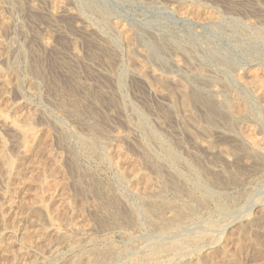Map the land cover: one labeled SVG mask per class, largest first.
I'll return each instance as SVG.
<instances>
[{"label": "rangeland", "instance_id": "374dc122", "mask_svg": "<svg viewBox=\"0 0 264 264\" xmlns=\"http://www.w3.org/2000/svg\"><path fill=\"white\" fill-rule=\"evenodd\" d=\"M196 6L200 9L199 13L194 9ZM55 10L64 16H54ZM0 22V78L4 76L9 81L6 87L3 86V92L0 83V137L23 167H29L28 163L33 159L31 155L41 151L39 156L43 157L46 165L44 173L47 177L43 174L44 177L51 180L58 172L67 181V189L63 193L43 195L42 204L49 208V213L44 217L34 216L35 221L28 217L27 211L31 207L26 206L32 203L29 191L24 189V178L33 176L34 172L18 177L14 182L16 189L5 193L0 186V244L5 243L4 247L1 245L0 264H66L74 261L75 257V260L87 255L92 257L91 254L96 251H102V263L128 264L130 259L159 243L179 240L193 233L204 236L202 246L197 248L201 262L264 264V245L260 248L261 252L252 244L260 239L264 241V163L248 156L247 145L241 139V133L247 131L246 135L249 134L254 119L247 120L242 128L237 125L214 128L212 109L210 112L197 106L195 111L202 120L199 121L201 125L208 122L211 130L214 128L226 134L222 142L213 143V148L223 149L231 159L239 158L236 161L230 159L232 164L229 165L222 157L206 156L187 141L181 127L183 123L178 118V114H181L179 107L165 117L158 110V102L132 83V77L129 78L133 75L131 71L140 67L129 55L121 36V30L132 32L138 38L134 37V48L145 52L141 60L147 63L148 69L151 68L149 71H156L168 78H182V71L174 69L173 61L178 53L175 52L176 48L177 51L188 52L186 54L194 60L198 58L199 62L207 64L205 66L208 74L212 75L213 83L188 80L191 83L189 86L197 95L202 94L203 99L210 98L211 90L215 87L219 90L222 87L226 91H221L233 92L249 102V95L242 91L236 76L242 70L264 69V0H0ZM89 32L93 33L90 35ZM161 67L165 72L161 71ZM203 93H206L205 96ZM261 117L264 118V113ZM29 120L33 135L27 140L26 147L19 149L16 147V133ZM256 135V138L262 139L261 135ZM45 139L47 150L42 149ZM104 145L105 149L115 146L122 149L127 159L125 168L139 164L137 168L143 175L152 178L158 194L166 202L171 201V209L159 204L154 208L144 207L133 188L119 181L112 166L105 161ZM142 146H146L147 151ZM51 157L61 161L57 168L52 167ZM243 159H249L250 167L254 164L255 170L253 167L245 168ZM156 162L161 164L156 165ZM232 165L237 167L233 168ZM170 170L180 174L182 180L186 178L182 181V189L176 194L170 189L172 183L167 175ZM239 175L244 176L241 179ZM181 190L185 192L181 193ZM187 191H191L193 198L185 195ZM206 192H209L207 197ZM198 195L200 201L197 200ZM202 199L207 201L204 203ZM197 201L203 202V207ZM69 205L82 211L78 226L69 225L65 217V208ZM146 208L154 210L156 213H149L157 214V217L149 213L145 216ZM34 209L37 212L39 208L34 206ZM106 209L111 210L112 214ZM166 210H172V213ZM159 212L162 213L161 217ZM167 212H181V221L185 219V223L180 221L183 223L181 226L180 222L178 225L165 223ZM43 228L50 232L56 230L66 237L68 235L69 242L56 244L57 247L54 245L55 249L52 247L51 252L48 243L53 239L50 236L46 238V243L37 239V234ZM238 231L246 240L243 251H239L235 244ZM26 234L34 236L31 243L24 242L23 236ZM229 234H234V238ZM111 250L112 258H108L106 251ZM194 257L183 255L178 262H174L190 264L192 261L189 260H194L195 263L197 256Z\"/></svg>", "mask_w": 264, "mask_h": 264}, {"label": "bare ground", "instance_id": "6f19581e", "mask_svg": "<svg viewBox=\"0 0 264 264\" xmlns=\"http://www.w3.org/2000/svg\"><path fill=\"white\" fill-rule=\"evenodd\" d=\"M60 2V1H59ZM63 2V1H62ZM66 2V1H65ZM70 3V2H69ZM61 4V3H60ZM63 4V3H62ZM68 5V4H67ZM20 6V5H18ZM63 6V5H62ZM61 6V9H64L62 8ZM60 7V6H59ZM58 7V9H59ZM64 7V6H63ZM60 9V11H61ZM196 10V13H199L200 12V9L199 7H195L194 8ZM25 10V9H24ZM65 10V9H64ZM63 10V11H64ZM60 11H54L53 14L54 16H57V15H63ZM68 10H66V13H67ZM27 12V11H26ZM242 12V11H241ZM61 13V14H59ZM250 13V12H249ZM66 15V14H65ZM69 15V14H67ZM62 16V17H63ZM70 16V15H69ZM261 16V15H260ZM39 17V15H38ZM66 17V16H65ZM36 19V18H35ZM59 21V20H58ZM60 22V21H59ZM68 23V22H67ZM248 23V22H247ZM250 23V22H249ZM2 23L0 22V25ZM4 24V23H3ZM77 25V24H76ZM5 26V25H4ZM83 26V25H82ZM3 27V25H2ZM66 27V26H65ZM73 27V26H72ZM71 27V28H72ZM1 28V27H0ZM6 28V27H5ZM70 28V27H69ZM77 28V27H76ZM4 29V28H3ZM19 29V28H18ZM67 29V28H66ZM78 29V28H77ZM85 29V28H84ZM135 29V28H134ZM1 30V29H0ZM12 30V29H11ZM90 30V29H89ZM131 30V29H130ZM148 32V31H147ZM7 33V32H6ZM90 33V32H89ZM93 32L90 33V35L92 34ZM97 33V32H96ZM221 33V32H219ZM140 34V33H139ZM150 34V33H149ZM261 34V33H260ZM96 35V34H95ZM231 35V34H230ZM55 36V35H54ZM86 36L88 37V35L86 34ZM97 36V35H96ZM99 36V35H98ZM121 36H122V39L124 40V42L126 43V47L128 49V52H129V55L131 56V58L133 59V61L135 60L140 69H137L134 71H131L133 72V75L130 76L129 78H131L132 80V83L134 85H137L139 86L140 88L144 89V91H146L145 93H148L149 95H151L157 102H158V110L160 113H162V115H164L166 117V115H169V113H173L175 112L176 108L179 107L180 111H181V114L179 115L178 114V118L181 120V122L183 123V126L182 127V131L184 132V134L186 135V138H187V141L191 143L192 146H194L195 148L201 150L204 154H206V156H213V157H222L225 159L226 163L231 165L232 164V161H236L239 157H235L234 159H231L229 158L230 156L227 154L226 151H224L223 149H219V150H215L213 148V143H216L217 142H222L224 140V138L226 137V134L222 133V132H219L218 130H214V128H216V126H223V127H233V125H237V127H241L245 125V122L247 120H249L250 118L254 119L252 122L254 123L253 126H251V128H249V134L246 135V132L245 134L241 133V139L243 142H245V144L247 145V148L249 150L248 152V156L250 157H253V159H257V160H261V162L264 163V124H262V122L264 121V118H262V114L264 113V69L262 67V69H258L255 68V69H247V70H242L237 76H236V82L240 85L242 91L249 95L248 97L250 98L249 102L245 101V100H242L237 94L235 93H227V92H224L226 90H224L222 87L221 89L224 90V91H221V89L219 90L217 87H215L214 89H210L212 91V98L210 99L209 97L207 98H202L201 96H203L202 94L201 95H197L195 93V91L189 86V84L191 83H188V80H203L204 82H210L211 84V81L213 83V79H212V75L210 76L208 73H209V70L207 69V64H203L201 62H199V59L196 58L194 60L193 57H191L190 55H187L185 51H177V48H176V53H177V59H175L173 61L175 68H177L178 70L182 71V78L180 79H174V78H168L166 76H164L163 74H160L156 71H149V69L151 68H147L148 66L146 62H143V59L144 58V54L145 52L143 50V52H140L139 50H137V48H134V40L135 37L134 34L132 32H130L129 30H121ZM137 36V35H136ZM4 37V36H3ZM35 37V36H34ZM56 37V36H55ZM59 37V35H58ZM86 37V39H88ZM91 37V36H90ZM116 37V36H115ZM135 37V38H134ZM143 37V36H142ZM157 37V36H156ZM140 38V37H139ZM151 38V37H150ZM91 39V38H90ZM94 39V38H93ZM103 39V38H102ZM138 39V38H137ZM157 39V38H156ZM224 39V38H223ZM14 40V39H13ZM89 40V39H88ZM87 40V41H88ZM95 40H96V37H95ZM99 40V39H98ZM105 40V39H104ZM121 40V39H120ZM181 40V39H180ZM85 41V40H84ZM102 41V40H101ZM146 41V40H145ZM151 41V40H150ZM156 41V40H154ZM163 41V40H162ZM161 41V42H162ZM187 41V40H186ZM189 41V40H188ZM28 42V41H27ZM100 42V41H99ZM104 42V41H103ZM1 43V42H0ZM3 43V42H2ZM136 43V42H135ZM154 43V42H153ZM163 43V42H162ZM244 43V42H243ZM40 44V43H39ZM81 44V43H80ZM99 44V43H98ZM165 44V43H164ZM27 45V44H26ZM101 45V44H100ZM147 45V44H146ZM121 46V45H120ZM160 46V45H159ZM177 46V45H176ZM53 47V46H52ZM103 47V46H102ZM142 47V46H141ZM179 47V46H178ZM204 47V46H203ZM1 48V46H0ZM36 48V47H35ZM46 48V46H45ZM49 48V47H48ZM66 48V47H65ZM180 48V47H179ZM199 48V47H198ZM246 48V47H245ZM2 49V48H1ZM0 49V50H1ZM32 49V48H31ZM47 49V48H46ZM68 49V48H67ZM104 49V48H103ZM155 49V48H154ZM211 49V48H210ZM100 51V50H99ZM26 52V51H25ZM70 52V51H69ZM76 52V51H75ZM164 52V51H163ZM173 52V51H172ZM193 52V51H192ZM2 53V52H1ZM0 53V54H1ZM166 53V52H165ZM57 54V53H56ZM158 54V53H157ZM172 54V53H171ZM202 54V53H201ZM39 55V54H38ZM75 55V54H74ZM89 55V54H88ZM170 55V54H169ZM51 56V55H50ZM99 56V55H98ZM1 57V56H0ZM58 57V56H57ZM84 57V56H83ZM201 57V56H200ZM65 58V57H64ZM69 58V57H68ZM130 58V59H131ZM148 58V57H147ZM11 60V59H10ZM42 60V59H41ZM151 60V59H150ZM207 60V58H206ZM73 61V60H72ZM147 61V60H146ZM169 61V60H168ZM208 61V60H207ZM8 62V61H7ZM212 62V61H211ZM14 63V62H13ZM38 63V62H37ZM149 63V61H148ZM164 63V62H163ZM209 63V61H208ZM218 63V62H217ZM170 64V63H169ZM49 65V64H48ZM51 65V64H50ZM161 65V64H160ZM159 65V66H160ZM210 65V64H209ZM212 65V64H211ZM225 65V63H224ZM260 65V64H259ZM226 66V65H225ZM6 67V66H5ZM138 67V66H137ZM71 68V67H70ZM129 68V67H128ZM163 69V67H161ZM231 68V67H230ZM148 69V70H147ZM157 69V68H156ZM172 69V68H171ZM62 70V69H61ZM169 70V69H168ZM221 70V69H220ZM234 70V69H233ZM28 71V70H27ZM42 71V70H41ZM67 71V70H66ZM86 71V70H85ZM120 71V70H119ZM160 71V70H159ZM161 71H164L161 70ZM171 71V70H170ZM236 71V70H235ZM165 72V71H164ZM172 72V71H171ZM175 72V71H174ZM213 72V71H212ZM41 73V72H40ZM85 73V72H84ZM179 73V72H178ZM211 73V72H210ZM120 74V73H119ZM165 74V73H164ZM212 74H215V72H213ZM90 75V74H89ZM51 76V75H50ZM4 77V76H3ZM1 77V78H3ZM215 77V75H214ZM213 77V78H214ZM231 77V76H230ZM0 78V79H1ZM5 78V77H4ZM1 80V87H2V92H3V86H7L8 85V82L5 78V80ZM96 78V77H95ZM121 78V77H120ZM224 78V77H223ZM126 80V79H125ZM216 80V79H215ZM4 81V83H3ZM201 81V82H203ZM217 81V80H216ZM120 83V82H119ZM195 83H200V82H195ZM217 83V82H216ZM132 84V85H133ZM208 84V85H210ZM218 84V83H217ZM220 84V83H219ZM104 85V84H103ZM194 85V84H193ZM198 85H202V84H198ZM228 85V84H227ZM38 86V85H37ZM130 86V85H129ZM207 86V85H206ZM230 86V84H229ZM120 87V86H119ZM128 87V86H127ZM135 87V86H134ZM195 87V85H194ZM205 87V86H204ZM210 87V86H209ZM197 89V88H196ZM202 89V88H201ZM1 90V89H0ZM40 90V89H39ZM97 90V89H96ZM99 91V90H98ZM233 91V90H232ZM61 92V91H60ZM70 92V91H69ZM120 92V91H119ZM201 93V91H199ZM209 92V91H207ZM17 93V92H16ZM58 93V91H57ZM18 94V93H17ZM204 94V93H203ZM206 94V93H205ZM204 94V96H205ZM59 95V94H58ZM98 96V95H97ZM101 96V95H100ZM121 96V95H120ZM207 96V95H206ZM208 96H210V94H208ZM68 97V96H67ZM135 98V97H134ZM139 98V97H138ZM141 99V98H140ZM75 101V100H74ZM149 101V100H148ZM161 101V102H160ZM151 103V102H150ZM256 104V106H254V104ZM16 105V104H15ZM151 105V104H150ZM199 106L201 109L202 107L206 108V109H212V113L213 115L215 116V126H213L214 128L211 130L210 128V123L207 122V126L205 123V125H201L199 123V121H202V120H199V115L196 113L195 111V108ZM3 107V106H2ZM111 107V106H110ZM117 107V106H116ZM139 107V106H138ZM156 107V106H155ZM57 109V108H56ZM132 109V108H131ZM157 109V108H156ZM205 109V110H206ZM74 110V109H73ZM141 110V109H140ZM94 111V110H93ZM203 111V110H202ZM199 112V111H198ZM211 112V110H210ZM1 113V112H0ZM147 113V112H146ZM201 113V112H199ZM205 113V112H204ZM151 114V113H150ZM161 115V114H160ZM204 115V114H203ZM207 116V114H205ZM211 115V113H210ZM83 116V115H82ZM134 116V115H133ZM163 116V117H164ZM68 117V116H67ZM154 118V117H153ZM213 118V119H214ZM29 119V118H28ZM41 119V118H40ZM5 120V119H4ZM19 121V120H18ZM210 121V120H209ZM21 122V121H20ZM25 122V121H24ZM23 122V123H24ZM149 122V121H148ZM214 122V120L212 121ZM251 122V121H250ZM21 123V125L23 124ZM76 123V122H75ZM36 124V123H35ZM167 124V123H166ZM175 124V123H174ZM178 124H179V121H178ZM76 125V124H75ZM123 125V124H121ZM180 125V124H179ZM108 126V125H107ZM176 126V125H175ZM220 126V128H221ZM169 127V126H168ZM236 127V126H235ZM1 128V127H0ZM2 128H4L2 126ZM11 129V128H10ZM92 129V128H91ZM101 129V127H100ZM113 129V128H112ZM1 130V129H0ZM238 130V129H237ZM236 130V131H237ZM3 132V131H1ZM149 133V132H148ZM45 134V133H44ZM65 134V133H64ZM63 134V135H64ZM99 134V133H98ZM151 134V133H149ZM179 134V133H178ZM238 134V132H237ZM255 134L257 135H261L262 136V139L260 138H256L255 137ZM17 137V142H16V147L20 149V147L22 148H25L26 147V143H27V140L29 139V137H31L33 135V129H32V126H31V121H27L24 125L20 126L19 127V133L17 132L16 133ZM240 135V134H239ZM256 135V136H257ZM15 136V135H13ZM129 136V135H128ZM150 136V135H149ZM148 136V137H149ZM154 136V135H153ZM91 137V136H90ZM135 137V136H134ZM151 137V136H150ZM259 137V136H258ZM12 138V137H11ZM43 138V137H42ZM95 138V137H94ZM152 138V137H151ZM10 139V138H8ZM157 139V138H156ZM228 139H230L228 137ZM13 140V139H12ZM46 140V139H45ZM158 140V139H157ZM227 140V139H226ZM231 140V139H230ZM36 141V140H35ZM41 141V140H39ZM44 141V138L43 140ZM41 141V142H42ZM97 141V140H96ZM234 141V140H233ZM0 142H1V145H0V186H2V188L5 190V193L8 192L9 190H12L13 188L16 189L15 185H14V182L17 180L18 177L22 176H26V173L29 172V174L33 171V176L31 177H28V178H24V189L27 188V190L25 189V191H29V195L31 197V201L30 203L32 204L26 206V207H31L28 209V217L32 218L31 220L35 221L34 220V216H37L39 217L40 215L44 217V215H48L49 213V208H46V206H44L42 203H43V195L45 193H48V194H53L55 192L58 193H63L65 191L66 188V183L67 181L65 182L63 177L58 173V176H57V173H54V176L51 177V180L49 179H46L44 177L43 174L44 171H45V163L43 161V157L42 156H39L41 155L40 152H36L35 153H31L33 156V159L30 160V162L28 163L29 167H23L18 160H16V158L14 157V152L12 151V149L8 148L9 145H7L5 143V140L2 138V136L0 137ZM138 142V141H137ZM136 142V143H137ZM238 142V141H237ZM123 143V142H122ZM126 143V142H125ZM42 144V143H41ZM40 144V146H41ZM112 144V143H111ZM140 144V143H139ZM220 144V143H219ZM222 144V143H221ZM107 145V144H106ZM37 146V144H36ZM109 146V145H108ZM106 146V147H108ZM239 146V144H238ZM241 146V145H240ZM239 146V147H240ZM47 140L46 142H44L43 144V147L42 149L43 150H47ZM143 149L145 150L146 146H142ZM235 147V146H234ZM110 147L106 148L105 149V145H104V148H103V156H104V159L105 161L108 163V165L110 164L115 172V176L118 178L119 181H121L122 183L124 182V184H128L130 185V187L133 188V191L134 193L136 194L137 198L140 200V202H142V204L144 205V207L146 206L147 208H154V206L156 205H165L166 207H170L171 206V201L167 200L166 202V199H164L161 195L158 194V190L156 189L154 183L152 182V178L148 175H143L140 171H139V167L137 168L138 165L136 164H131L130 165V168H125L124 165L126 163V158H125V155H124V152L122 151V149L119 148V146H115L113 149H109ZM181 148V147H180ZM242 148V147H240ZM18 149V150H19ZM39 149V147H38ZM38 149H36L38 151ZM147 151V149H146ZM241 151V150H240ZM45 154L46 151H44ZM138 153V152H137ZM172 153V152H170ZM169 153V154H170ZM43 154V153H42ZM76 154V153H75ZM169 154L167 156H169ZM24 155V154H23ZM60 155V154H59ZM246 155V153H245ZM244 155V157H245ZM69 156V155H68ZM171 156V155H170ZM176 156V155H175ZM192 156V155H191ZM166 157V156H165ZM173 157H174V154H173ZM250 157V158H251ZM69 158V157H68ZM167 158V157H166ZM172 158V156L170 157ZM237 158V159H236ZM70 159V158H69ZM148 159V158H147ZM182 159V158H181ZM232 161H231V160ZM242 159V157H241ZM241 159H239V161H241ZM246 159V158H244ZM243 159V160H244ZM252 159V160H253ZM49 160V159H48ZM50 160H53L51 163H53L52 167L54 166V168H57L59 165H60V160H54L51 159ZM49 160V161H50ZM66 160V159H65ZM167 160V159H166ZM171 160V159H170ZM169 160V162H170ZM175 160V159H173ZM249 160V159H248ZM245 161L243 162V166L246 168V167H250V164L249 162ZM172 161V160H171ZM188 161V160H187ZM255 161V160H254ZM179 162V161H178ZM253 162V161H252ZM172 163V162H171ZM175 163V162H174ZM145 164V163H144ZM161 164L160 162H156V165H159ZM170 164V163H169ZM181 164V163H180ZM209 165V164H208ZM212 165V164H211ZM252 165V164H251ZM254 165V164H253ZM253 165L250 167L252 168ZM263 165V164H262ZM261 165V166H262ZM169 166V165H168ZM167 166V167H168ZM174 166V164H173ZM141 167V166H140ZM171 167V166H169ZM231 167V166H230ZM233 167V165H232ZM235 167V166H234ZM233 167V168H234ZM237 167V166H236ZM235 167V168H236ZM239 167V166H238ZM157 168L159 169V166H157ZM164 168V167H163ZM174 168V167H173ZM48 169V168H47ZM53 169V168H52ZM171 169V168H170ZM232 169V168H231ZM231 169H228L231 171ZM238 169V168H237ZM254 169V167H253ZM264 169V168H262ZM261 169V170H262ZM29 170V171H28ZM50 170V168H49ZM55 170V169H54ZM60 170V169H59ZM255 170V169H254ZM53 171V170H52ZM61 171V170H60ZM142 171V170H141ZM174 171V170H173ZM46 172V171H45ZM50 172V171H49ZM48 172L47 170V173L48 175H50V173ZM84 172V171H83ZM234 172V171H232ZM236 172V171H235ZM234 172V173H235ZM238 172H242V171H238ZM61 173V172H60ZM85 173V172H84ZM166 173V172H165ZM168 174V179L171 181L172 183V186L170 189H172L175 194L177 192H179V189L183 186H181L182 184V181H184L186 178L184 176V180H182V177L180 176V174L176 173L175 172H172L170 170V172H167ZM208 173V172H207ZM231 173V172H230ZM233 173V174H234ZM240 174V173H238ZM237 174V175H238ZM246 174V173H245ZM32 175V174H31ZM46 175V174H45ZM53 175V174H52ZM64 175V174H62ZM155 175V174H154ZM166 175V176H167ZM237 175H233L234 177H236ZM51 176V175H50ZM49 176V177H50ZM85 176V175H84ZM242 175H239V177L241 178ZM244 176V175H243ZM242 176V177H243ZM22 177V178H23ZM47 177V175H46ZM238 177V176H237ZM20 178V179H22ZM163 178V177H162ZM19 179V180H20ZM102 179V178H101ZM155 179V178H154ZM210 179V177H209ZM242 179V178H241ZM240 179V180H241ZM247 179V178H246ZM66 180V179H65ZM73 180V179H72ZM77 180V179H76ZM92 180V179H91ZM105 180V179H104ZM211 180V179H210ZM22 181V180H21ZM222 181V180H221ZM238 181V180H237ZM259 181V180H258ZM168 182V181H167ZM83 183V182H82ZM190 183V182H189ZM222 183V182H221ZM88 184V183H87ZM96 184V183H95ZM224 184V182H223ZM169 186V184H167ZM171 185V184H170ZM263 185V184H262ZM23 186V184H22ZM99 186V185H98ZM201 186V185H200ZM86 186L84 185V188ZM193 187V186H192ZM1 188V187H0ZM89 188V187H87ZM98 188V187H97ZM199 188V187H197ZM196 188V189H197ZM201 188V187H200ZM78 189V188H77ZM92 189V187H91ZM94 189V188H93ZM182 189V188H181ZM188 189V188H187ZM185 188V190H187ZM208 189V188H207ZM3 190V191H4ZM84 190V189H82ZM86 190V188H85ZM191 190V189H190ZM193 190V189H192ZM194 191V190H193ZM199 191V189H198ZM201 191V190H200ZM262 191V190H261ZM77 192V191H76ZM93 192V191H92ZM185 192V191H183ZM182 190H181V193H183ZM191 192V191H190ZM189 191H187V193L185 194L187 197H191L193 195H191ZM197 192V191H196ZM80 193V192H79ZM164 193V192H163ZM195 193V192H193ZM202 193V192H200ZM180 194V193H179ZM196 194V193H195ZM194 194V195H195ZM199 194V193H198ZM206 194V195H205ZM204 195L207 197L209 196V192H206ZM61 195V194H60ZM178 195V194H177ZM264 195V194H263ZM108 196V195H107ZM197 196V195H195ZM199 196L198 195V199L199 200ZM213 197V195H211ZM221 196V194L219 195ZM64 197V196H63ZM62 197V198H63ZM188 197V198H189ZM107 198V197H106ZM193 198V197H191ZM204 198V196L202 197ZM210 198V197H209ZM46 199V198H45ZM44 199V200H45ZM89 199V198H88ZM104 199V198H103ZM109 199V198H108ZM196 199V198H194ZM257 199V198H256ZM23 200V199H22ZM132 200V199H131ZM193 200V199H192ZM204 200V199H202ZM208 200H211V199H208ZM255 200V199H254ZM91 201V200H89ZM110 201V200H109ZM112 201V199H111ZM173 201V200H172ZM184 201V200H183ZM196 201V200H195ZM200 201V200H199ZM207 201V200H206ZM204 200V203L206 202ZM259 201V200H258ZM261 201V200H260ZM10 202V201H9ZM174 202V201H173ZM198 202V201H197ZM196 202V203H197ZM250 202V201H249ZM107 203V202H106ZM110 203V202H108ZM202 202V204H204ZM257 203V202H256ZM175 204V203H174ZM184 204V203H183ZM195 204V203H194ZM198 204L201 205V207H203V205L201 203L198 202ZM197 204V206H198ZM3 205V204H2ZM43 205V206H42ZM107 205V204H106ZM117 205V204H115ZM181 205V204H180ZM196 205V204H195ZM254 205V204H253ZM34 206L38 207V213L36 212V210L34 209ZM79 206V205H78ZM92 206V205H91ZM137 206V205H136ZM152 206V207H151ZM173 206V205H172ZM179 206V204H178ZM54 207V206H53ZM81 207V206H80ZM96 207V206H95ZM105 207V206H104ZM110 207V206H109ZM108 207V208H109ZM118 207V206H117ZM143 207V206H142ZM160 207V206H159ZM159 207H156V208H159ZM177 207V205H176ZM185 208V206H183ZM194 206H191L192 209ZM221 207V206H220ZM63 208V207H62ZM114 208V207H113ZM144 209L145 213L144 215L147 216L146 214H148L149 212L153 211L154 213H156L154 210H148V209ZM163 208V207H162ZM182 208V207H181ZM179 207V209H181ZM207 208V207H206ZM209 208V207H208ZM218 208V207H217ZM222 208V207H221ZM51 209V208H50ZM65 217L66 219L69 221V225H74V226H78V223H79V218L81 219L82 217V211L81 210H78L77 207H72L71 205L67 206L65 208ZM105 209V208H104ZM110 209V208H109ZM108 209V210H109ZM112 209V208H111ZM117 209V208H116ZM119 209H120V206H119ZM143 209V208H142ZM164 209V208H163ZM171 209V207H170ZM201 209V208H199ZM11 210V209H10ZM39 210H40V214H39ZM107 210V209H106ZM107 210V211H108ZM113 210V209H112ZM158 210V209H157ZM177 210V208H176ZM184 210V209H183ZM187 210V209H186ZM185 210V211H186ZM214 210V209H213ZM62 211V210H61ZM111 210H109L110 212ZM115 211V210H114ZM120 211V210H119ZM168 211V210H166ZM172 210H170L169 213H172L171 212ZM180 211V210H178ZM182 211V210H181ZM184 211V212H185ZM236 211V210H235ZM26 212V213H27ZM113 212V211H112ZM167 212V213H168ZM188 212V211H187ZM186 212V213H187ZM8 213V212H7ZM104 213H107L106 211ZM160 213V212H159ZM158 213V214H159ZM166 213V212H164ZM167 214L168 216H166L165 214V223L167 224H170V225H178V223L181 221L183 215H181L180 213L181 212H175L173 214ZM189 213V212H188ZM257 213V212H256ZM10 214V213H9ZM110 214H112L110 212ZM108 214V215H110ZM116 214V213H115ZM150 216L152 213H149ZM161 214L160 213V217H161ZM183 214V213H182ZM192 214V213H191ZM26 215V214H24ZM120 215V214H118ZM124 215V214H123ZM140 215V214H139ZM153 215V214H152ZM157 215V214H156ZM156 215H153L152 217L156 216ZM193 215V214H192ZM197 215V214H196ZM229 215V214H228ZM232 215V214H231ZM239 215V214H238ZM40 216V217H41ZM59 216V215H58ZM187 216V214H186ZM227 216V215H226ZM258 216V215H257ZM24 217V216H23ZM114 217V216H113ZM122 217V216H121ZM125 217V216H124ZM149 217V216H148ZM157 217V216H156ZM159 217V216H158ZM159 217V218H160ZM12 218V217H11ZM123 218V217H122ZM127 218V217H126ZM151 218V217H150ZM155 218V217H154ZM39 218H37L38 220ZM152 219V218H151ZM157 219V218H156ZM155 219V221H156ZM44 220V218H43ZM114 220V218H113ZM117 220V219H116ZM124 220V219H123ZM121 219V221H123ZM209 220V219H207ZM233 220V219H232ZM255 220V219H254ZM41 221V218L40 220ZM61 221V220H60ZM59 221V222H60ZM158 221V220H157ZM161 221V219H160ZM185 221L182 220L181 222ZM199 221V220H197ZM204 221V220H203ZM57 222V221H56ZM124 222V221H123ZM134 222V221H133ZM159 222V221H158ZM181 222L179 223V225L181 224ZM254 222V221H253ZM263 222V220H262ZM42 223V222H41ZM62 223V222H61ZM114 223V222H113ZM115 223H118V222H115ZM122 223V222H121ZM155 223V222H153ZM185 223V222H183ZM182 223V224H183ZM196 223V222H195ZM208 223V221H207ZM213 223V222H212ZM261 223V222H260ZM259 223V224H260ZM10 224V223H9ZM150 224V223H149ZM156 224V223H155ZM154 224V225H155ZM163 224V223H162ZM181 224V225H182ZM206 223H204L205 225ZM215 224V223H214ZM213 224V225H214ZM263 224V223H262ZM44 226V224H42ZM158 225V224H156ZM180 225V226H181ZM227 225V224H226ZM256 225V224H255ZM28 226V225H27ZM30 226V225H29ZM48 226V225H46ZM126 226V225H125ZM162 226V225H161ZM160 226V227H161ZM209 226V225H207ZM253 226V225H252ZM24 227V226H23ZM35 227V226H34ZM33 227V228H34ZM148 227V226H147ZM176 227V226H175ZM179 227V226H178ZM187 227V226H186ZM255 227V226H254ZM38 228V227H37ZM169 228V227H168ZM3 229V228H2ZM40 229V228H39ZM44 229V228H43ZM46 229V228H45ZM41 230L38 234H37V239L39 240H42L44 241V243H46L47 239H49V236L53 239V241L50 243H48V245H50V251H51V248L53 247L54 248V245L56 246V244H60V243H63V242H67L69 239H67L66 236L60 234L59 232H57L56 230L55 231H52L51 232L46 229V230ZM76 229V228H75ZM178 229V228H177ZM227 229V228H226ZM225 229V230H226ZM30 230V229H29ZM35 230V229H34ZM79 230V229H78ZM165 230V229H164ZM204 230V229H203ZM35 231H38L37 229ZM177 231V230H176ZM186 231V230H184ZM248 231V230H247ZM261 231V230H260ZM22 232V231H21ZM101 232V231H100ZM181 232V231H179ZM241 232V231H240ZM25 233H28V232H25ZM216 233V232H215ZM263 233V232H262ZM32 234V232H31ZM243 234V233H242ZM66 235V234H65ZM191 235V236H190ZM189 236L186 234L184 235L181 239L179 240H172L168 243H159L151 248H149L146 252L144 251V253H141L139 255H137L136 257H134L133 259H130L129 260V263L128 264H171V263H176L174 262L175 260L177 261L178 258H181V256L183 255H189V257L191 256H197V259H194L196 260L195 263L193 262L194 260H189L190 262L192 261L193 264H207L204 260L203 262H201V259L199 260L198 257H199V251L197 250V248H200L202 246L201 244V241L203 240L204 236H201V235H193L190 234ZM217 235V234H216ZM231 237L232 234H229ZM237 235V237H236ZM229 236V239L230 240V237ZM263 236V235H261ZM20 237V236H19ZM34 236H30L28 234L24 235L23 236V240L25 243H31L32 241V238ZM228 237V236H227ZM235 239H236V247L239 251H243V246H244V241L246 242V240L244 238H242L243 236H241V234L239 233L238 231V234H235ZM254 237V236H253ZM50 238V239H51ZM157 238V237H156ZM234 238V237H233ZM36 239V241H37ZM155 239V237H154ZM164 239V238H163ZM130 241V240H129ZM167 241V240H166ZM169 241V240H168ZM261 241V239L259 240ZM259 241H253L252 244L257 247V249H260L262 247V245H264V241L262 240L261 243H259ZM69 242V241H68ZM73 242V241H72ZM158 242V241H157ZM39 243V242H38ZM87 243V242H86ZM138 243V242H137ZM251 242H249L248 244H250ZM5 244V243H4ZM3 244V245H4ZM64 244V243H63ZM201 244V245H200ZM247 244V245H248ZM2 243L0 244V250H2L3 248L1 247ZM2 245V246H3ZM73 245V244H72ZM81 245V244H80ZM134 245V244H133ZM150 246V245H149ZM200 246V247H199ZM253 246V247H254ZM4 247V246H3ZM57 247V246H56ZM204 247V246H203ZM202 247V248H203ZM249 247V246H248ZM251 246V248H253ZM52 248V249H53ZM73 248V246H72ZM75 248V247H74ZM222 248V247H220ZM227 248V246H226ZM12 249V248H11ZM55 249V248H54ZM224 249V248H222ZM221 249V250H222ZM77 250V249H76ZM136 250V249H135ZM138 250V249H137ZM226 250V249H224ZM256 250V249H254ZM114 251V249H113ZM113 251H106V256H108V258H112L111 255L113 254ZM127 251V250H126ZM259 251L262 252V250L260 249ZM52 252V251H51ZM54 252V250H53ZM102 252V251H100ZM100 252H93L91 254L92 257H89L90 255H87L85 256L86 258H81V259H74V261H72L71 263L67 262L68 264H99V263H102L100 261H102L100 257H102V253ZM116 252V251H115ZM125 252V251H124ZM218 252V251H217ZM5 253V252H4ZM105 253V251H104ZM137 253V252H136ZM204 253V252H203ZM209 253V252H208ZM264 253V252H263ZM55 254V253H54ZM79 254V253H78ZM212 254V253H211ZM226 254V253H225ZM77 255V254H76ZM103 255V256H104ZM121 255V254H120ZM191 255V256H190ZM201 255V254H200ZM204 255V254H203ZM202 255V258H204ZM206 255V254H205ZM209 255V254H208ZM207 255V256H208ZM84 256V255H83ZM219 256V255H218ZM226 256V255H225ZM261 256V255H259ZM12 257V256H11ZM129 257V256H128ZM210 257V256H209ZM80 258V257H79ZM127 258V257H126ZM186 258V257H185ZM220 258V256L218 257V259ZM227 258V257H226ZM13 259V258H12ZM40 259V258H39ZM100 259V260H99ZM189 259V258H188ZM208 259V258H206ZM10 260V259H9ZM35 260V259H34ZM109 260V259H108ZM226 260V259H225ZM122 261V260H121ZM188 261V260H187ZM208 261V260H207ZM2 262V261H1ZM128 262V261H126ZM178 262V261H177ZM180 262V261H179ZM183 262V261H182ZM189 262V263H190ZM210 261H208V264H209ZM11 263V262H9ZM22 263V262H21ZM28 263V262H27ZM66 263V264H67ZM108 263H110L108 261ZM107 261L102 263V264H108ZM190 263V264H192ZM238 263V262H237ZM29 264H34L33 262H30ZM177 264V263H176ZM179 264V263H178ZM181 264V263H180ZM187 264V263H186Z\"/></svg>", "mask_w": 264, "mask_h": 264}]
</instances>
